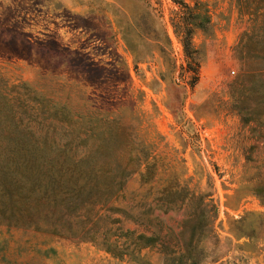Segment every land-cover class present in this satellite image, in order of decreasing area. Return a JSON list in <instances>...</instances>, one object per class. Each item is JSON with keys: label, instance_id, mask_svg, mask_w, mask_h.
Listing matches in <instances>:
<instances>
[{"label": "rangeland", "instance_id": "rangeland-1", "mask_svg": "<svg viewBox=\"0 0 264 264\" xmlns=\"http://www.w3.org/2000/svg\"><path fill=\"white\" fill-rule=\"evenodd\" d=\"M175 1L203 2L210 16L192 36V87ZM249 26L230 0H0V264H138L109 251L130 250V233L153 238L136 252L146 264H264L263 67L232 52ZM242 75L254 98L243 99L245 123L229 94ZM25 145L62 150L60 172L78 184L86 152L96 168L129 173L115 199L85 203L93 190L44 189L16 169L7 153ZM139 164L151 166L146 181ZM44 193L82 204L30 225L10 219L9 198Z\"/></svg>", "mask_w": 264, "mask_h": 264}, {"label": "trees", "instance_id": "trees-1", "mask_svg": "<svg viewBox=\"0 0 264 264\" xmlns=\"http://www.w3.org/2000/svg\"><path fill=\"white\" fill-rule=\"evenodd\" d=\"M230 1L236 8L238 15L240 17H246L250 25L248 30L243 31L240 34L237 42L233 46V56L237 59L242 67H245L248 61V53L252 52L254 58L258 60V64L263 67L262 73H259V79H261V82L264 84V0ZM175 4L179 5L180 10L173 12V17L170 19V24L172 26L173 33L183 46V50L187 58L186 72L188 73V84L192 87L197 80L199 69V51L194 47L192 36L195 30H201L204 33L209 31L210 16L208 14L206 4L203 2L195 1L193 7H190L183 1H175ZM229 94L231 99H233L234 109L238 114H240L242 122L245 123L247 118H245L246 113L243 111L245 108L242 107V103L244 102L243 99L254 98L252 93L247 91V87L243 85V75L240 76L239 79H236V82L230 85ZM57 120L64 123L66 122L65 118ZM114 121L115 120L112 122L116 123ZM12 136L14 137V140L23 138L21 139L23 144L28 142L27 139L20 135L12 134ZM7 155L10 158H13L16 169L24 167L26 169L34 170L37 174L35 181H37L39 184L42 183L44 185V189H47V185H50L51 190H54L53 186L55 185L56 188H58V191H60V188L64 186L65 191H67L68 188L70 191L73 189L80 194L82 191L87 189L90 191L93 190L95 192L94 197L84 201L85 203L91 202V204L96 202L105 203L109 199L114 197L116 198L122 189L124 177H126V175L129 173V167L126 163L125 165H119L116 169H104L103 167L96 168L94 165L88 163L87 159H89V152H86L75 162V165L77 166L76 172H80L85 176L84 179L82 178L83 183L78 184L79 178H75L71 174V178L65 179L63 177L64 174L60 172V169L66 161L64 152L62 150H54V148L46 147L45 145H25L20 149H12L11 151H8ZM56 165L58 166V168L55 169L57 174L55 176L51 175V179L45 181L43 177H39L40 174H44V169L48 167V169H46L48 171L54 168ZM133 170L138 172L140 178H142L143 181H146L148 180L147 178L151 173V166L146 164L141 167L139 164ZM103 176H110L111 180L109 182H103L100 180L103 178ZM116 177L119 179L116 180ZM45 195L46 194L44 193L43 196L29 199L23 195H18L14 199L9 198L10 201L7 207L11 211L10 219L13 220L14 223L21 222L22 224L30 225L31 223L36 222L40 216L46 218L53 216V214L56 212H61L62 207L65 211L70 209L75 211L78 206L82 204V201L78 200V198L73 199L66 196L60 198L56 197L58 195L57 193H55L52 198H49ZM37 203L42 204L40 209H36L38 208ZM50 203L52 205H50ZM7 207L5 206L4 210H7ZM50 207H52V210L49 212ZM33 209L36 210L34 211ZM59 215H61V217L58 218L57 216L54 219V225L59 224L62 219L66 221L64 214L63 217L62 214ZM52 230V233L59 234V230L55 229L54 227ZM126 234H128V232ZM129 235L130 237H128V240L130 239L131 243L133 244L131 249H127L130 248L129 246H124L125 249H122L121 247H118L114 244L113 247L115 249L117 248L118 251L109 249L110 254L118 258H122L126 254L130 258L137 260L139 262L138 264H146L137 257L136 252L144 247L152 245L153 238L140 234L133 236V234L130 233ZM110 245L112 244L110 243ZM185 264L196 263L190 262Z\"/></svg>", "mask_w": 264, "mask_h": 264}]
</instances>
